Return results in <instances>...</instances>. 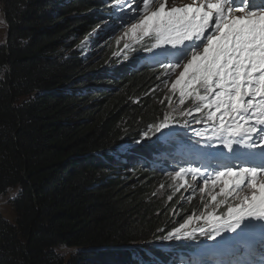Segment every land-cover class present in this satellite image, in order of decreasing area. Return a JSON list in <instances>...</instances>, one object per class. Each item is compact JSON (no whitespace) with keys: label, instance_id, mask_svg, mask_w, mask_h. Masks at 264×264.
I'll list each match as a JSON object with an SVG mask.
<instances>
[{"label":"trees","instance_id":"obj_1","mask_svg":"<svg viewBox=\"0 0 264 264\" xmlns=\"http://www.w3.org/2000/svg\"><path fill=\"white\" fill-rule=\"evenodd\" d=\"M117 1L0 0V197L17 190L14 221L0 211V264H234L208 222L186 241L165 238L202 210L169 193L164 175L202 163L201 142L180 127L156 131L179 90L144 60L152 37L89 53L100 28L113 24L111 35L128 20ZM196 92L184 122L190 107L197 121L210 110ZM228 207L215 215L227 219Z\"/></svg>","mask_w":264,"mask_h":264},{"label":"snow or ice","instance_id":"obj_2","mask_svg":"<svg viewBox=\"0 0 264 264\" xmlns=\"http://www.w3.org/2000/svg\"><path fill=\"white\" fill-rule=\"evenodd\" d=\"M248 0H244L243 7H234V0H218L216 3L201 4L198 7L188 5L184 8L166 7L160 2L155 11H149V0H143L144 16L139 24L132 26V32L138 29L145 35L154 32L157 37L156 44H180L184 41L199 39L204 47L202 51L194 52L189 60L183 64V70L172 84V90H180L181 103L186 96H190L196 87L204 90V95L196 92V99L204 101L209 99L208 108L215 106V111L210 113L209 119L220 115L223 129V121L226 117L236 119L241 112L247 113L253 104L252 96L264 98V10H248ZM207 8V10H205ZM240 13V14H236ZM214 23V27L212 24ZM211 33V34H209ZM206 41V42H205ZM128 45H125L127 48ZM179 65L169 67L165 65V71L174 70ZM248 99L245 101V98ZM195 111L199 112L197 106ZM264 117V105L258 113ZM169 117L156 127V131L168 127ZM256 124L264 126V118L257 119ZM227 131L231 134L242 132L253 133L257 131L255 126L246 130L244 125L237 123L229 126ZM147 137V133H144ZM185 172L180 168L175 173L176 177H182ZM250 174L251 196H244L239 204L228 207L227 219L211 214L205 217L211 229L209 238L214 240L222 231L235 233L234 237H221L218 243L231 246L232 242L250 250V239L256 235L261 237L264 243V224H256L251 220L245 221V217H256L264 220V182H257L258 169L255 168H226L215 173L213 185L220 184V193L229 192L231 187L244 184L245 178ZM209 183L204 180L205 186ZM211 199L215 201L216 196ZM193 220L189 215L187 220L168 233L167 238L173 235L180 239L179 233ZM200 233H205L200 229ZM185 236L191 235L185 232ZM239 251V248L236 249ZM252 264V262H249Z\"/></svg>","mask_w":264,"mask_h":264},{"label":"rangeland","instance_id":"obj_3","mask_svg":"<svg viewBox=\"0 0 264 264\" xmlns=\"http://www.w3.org/2000/svg\"><path fill=\"white\" fill-rule=\"evenodd\" d=\"M153 1L154 0H149V11H155L156 8H158L159 3L163 2V0H159L158 4H155V3H153ZM191 1H194V0H181L180 7L187 6L186 3L191 2ZM134 2H135L134 0H119L114 4L113 9L116 12H118V13L121 12V13H124L126 15L131 14V16H134L133 19L128 17L127 18L128 20L125 23H121L120 26H118V28H116V29H118L117 32H115L111 35H109V32L110 31L113 32V29H115V28H114L113 24L106 23L98 31V35H99L97 38L98 41H94L95 49L89 48L88 49L89 53L95 54V53L99 52V50L97 49L98 45L99 44H105L106 40H108V42H110V41H113V40H116L117 38H119L120 45L125 48L126 44L128 45V47H130L138 39H142V38L145 39L147 37L151 38L152 36H155L154 32H151L150 34L145 35L139 29L135 33L132 32V26L134 24H139L140 21L143 19V16H144V11L142 9L143 0H139L138 6L140 5V7L135 6L134 8H131V6L134 5ZM201 4H202V0H200V5ZM7 30H8V27H7V21L5 18V13H4L1 5H0V45H4L7 41V37H8ZM107 32H108V34H107ZM130 43H132V44H130ZM153 45H154V41H153L151 46L153 47ZM153 48H154V50L152 52L156 53L153 58L158 59V57L160 55H162V52L164 51V49L158 48V50L156 51L157 47H153ZM191 50L186 52L185 61L181 65L176 67L174 70L166 72L165 67H164L165 65L164 64L160 65V67H161L160 70H162V71H159L158 74H162L164 77H166L165 83L167 84V87L164 86V88L165 89L167 88V90L169 92H172L174 96L176 95V92L172 90V84L175 82L176 78L178 77L179 72L183 70V64H185L187 62V59L188 60L190 59V58H188L189 57L188 55H189V52H191ZM149 59L151 60L152 57L148 58L147 61ZM164 60H166V59H164ZM164 60L162 59L163 63H165L166 65L171 67L169 65L170 61L169 60L164 61ZM177 90H179V88ZM201 91H203V92H201L200 95H204L205 94L204 90L201 89ZM179 93H180V90H179ZM207 100H209V99H207ZM171 102L174 103V104L170 103V106H171L172 111L175 112V115L169 118L168 124L169 123H176L177 127L184 128V129H190L191 131H189V132H191V134H195L196 132L201 130L200 128H205L204 136H206V138H207L206 140H211L210 149H215L217 147V144H218L217 142H219L221 140H229L231 144H234L236 142V137L234 136V134L229 133L227 131V128L229 126H235L238 123L237 121L239 119V115L236 117V119H232V117H226L225 119H227L228 122L226 123L225 120L223 121L224 128L222 129L220 127V125H221L220 115L222 113H217V115L215 117H213L212 121H210L209 123L200 124V123H198V121L196 120V117H195L198 114V112L195 111L196 107H190L191 109L188 110V112L190 113L189 114L190 118L186 122L188 127H184L183 119H184V113L185 112L182 111V109L184 108V106H186V104H188L189 100L184 99V102L181 103V98H180V94H179L177 97H173ZM212 111H215V106H213V108H211L207 112L206 115L210 114ZM240 115H242V112L240 113ZM180 121H182L181 124H180ZM241 123H239V124H241ZM174 126L175 125H169L168 127L161 129L160 131H162L163 134H170L171 133V135H172V133L174 132V131H172ZM216 152L217 151L213 152L214 155H217ZM180 168H184L185 172L183 173L182 177L178 178V177H176L175 173L177 171H179ZM179 170H174L172 172L166 170L164 172V175L171 176L170 181H169L170 187L168 189V192L169 193L170 192L182 193V199L183 200L190 201L193 199H197L198 201H201V203L203 204L202 205L203 207L199 213L189 214V215L193 216V220L190 224H188L184 229L181 230V232L179 233V235L181 237L180 239H176L175 235H173L169 239V238H167L168 235H166L165 238L168 241H178V242L186 241L187 239H186V236L184 235V233L187 232V233H190L192 235L197 230L198 226L204 227V224L207 222L205 220V217H207L211 214L215 215L216 213H218L219 210L221 209L220 207L223 204V202L228 201L229 207H234L241 202V200L244 196H249V197L251 196L252 189L248 188L250 185V181H248L246 178H245V182L243 185L238 186V187H235V186L231 187L229 189L228 193L221 194L220 193V187H221L220 184L219 183H217L216 185L212 184V181L215 179V173H209V171L206 172V170L202 166H199V165L194 166L191 164L181 166V167H179ZM202 170H204L205 175H203L204 173ZM223 170H225V168L219 169V171H223ZM169 172H171V173H169ZM204 180L209 181L207 186H205ZM163 182H167V181H163ZM16 194H17V190L12 189L9 191V193L7 195H3L0 197V211L10 221H14V218H15V214H14V211H13V208L11 205V201H12L14 195H16ZM212 196H216L217 199L215 201H213L211 199ZM188 216L180 224H183L187 220ZM199 221H201V222L198 223ZM230 233H231V231L225 230L223 234H220L219 237H216L215 244H220V243H218V241H220L221 237L229 238ZM63 249H65V247L58 248V250L60 252L66 253L67 251L66 250L63 251Z\"/></svg>","mask_w":264,"mask_h":264},{"label":"bare ground","instance_id":"obj_4","mask_svg":"<svg viewBox=\"0 0 264 264\" xmlns=\"http://www.w3.org/2000/svg\"><path fill=\"white\" fill-rule=\"evenodd\" d=\"M109 1V0H108ZM194 1H191V2H187L186 5H192ZM250 2H253V0H250ZM112 12V11H111ZM214 25V24H212ZM210 34V33H209ZM183 43V42H182ZM180 43L179 46L182 44ZM203 45V43L198 39H193L192 42H189L188 44H186V46H184V48L182 49V51L178 52V54H182L186 55V52H188L189 50L191 49H194V48H200V46ZM175 50V48L173 49V51ZM162 55L164 57H167L169 55V50L167 49H164V51L162 52ZM155 60H157V58H153ZM166 59V58H163V60ZM149 61V62H148ZM146 60V62L149 64V65H154L153 67H156L157 65L160 66L162 64L166 65L165 63H163L162 60H160L159 62H157L156 64H153V62L149 59V60ZM170 63H171V59H169ZM252 111V108H250L248 110V113H250ZM194 117V116H193ZM248 123H252V119L248 121ZM177 127L176 123H175V126L174 128ZM262 132L261 129H257V131L255 132L254 134V142L255 144H258L260 139H259V135L260 133ZM158 145V144H157ZM246 158V154L243 155V160L247 161V162H250V157H248V159H245ZM229 161H225V162H220V163H215V167L217 165H223L225 166ZM261 165H260V168H259V175H260V178H261V182H264V157L263 159L260 161ZM246 179L249 180L250 179V174L246 176ZM260 183V182H258ZM248 188H251L250 185ZM247 188V189H248ZM246 190V189H245ZM244 190V191H245ZM243 191V192H244ZM198 204V203H197ZM257 218L256 217H251L250 220H252V222L254 223V221L256 220ZM248 222V221H247ZM246 223V222H245ZM264 223V220H259L258 222H256V224H263ZM222 233H224V231H222ZM233 235L235 236V233L231 232L229 235ZM230 238V237H229ZM190 240V239H189ZM250 243L252 245V249H251V254H250V250L243 247V246H239V245H236L235 242H232L231 246H225L223 245L224 249H226L227 253H228V256L230 257V259L232 260V262H234V264H249V262H252V264H264V261L260 260L258 258V252L260 251V249L264 246V243H262L261 241V237L259 235H256L254 237H252L250 239ZM239 248L240 251H237L236 249Z\"/></svg>","mask_w":264,"mask_h":264},{"label":"clouds","instance_id":"obj_5","mask_svg":"<svg viewBox=\"0 0 264 264\" xmlns=\"http://www.w3.org/2000/svg\"><path fill=\"white\" fill-rule=\"evenodd\" d=\"M259 182H261V181H259ZM263 261V260H262Z\"/></svg>","mask_w":264,"mask_h":264}]
</instances>
